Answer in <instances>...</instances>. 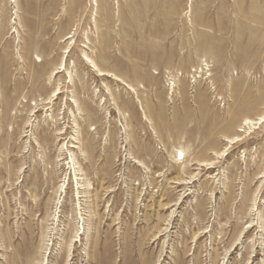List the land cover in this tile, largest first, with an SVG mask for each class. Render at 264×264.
<instances>
[{
    "label": "rangeland",
    "instance_id": "rangeland-1",
    "mask_svg": "<svg viewBox=\"0 0 264 264\" xmlns=\"http://www.w3.org/2000/svg\"><path fill=\"white\" fill-rule=\"evenodd\" d=\"M263 112L264 0H0V264H264Z\"/></svg>",
    "mask_w": 264,
    "mask_h": 264
},
{
    "label": "bare ground",
    "instance_id": "bare-ground-1",
    "mask_svg": "<svg viewBox=\"0 0 264 264\" xmlns=\"http://www.w3.org/2000/svg\"><path fill=\"white\" fill-rule=\"evenodd\" d=\"M87 58H88V60L89 59H91L90 57H88L87 56ZM91 62H92V66L95 68V69H97L98 70V75H107V76H109V75H111L112 76V78L113 79H115L116 81H120V82H122L123 84H125L128 88H130V89H132V90H134L135 91V88H133L131 85H129L128 83H126L125 82V80L123 79V78H121L120 76H118V75H116V74H114V73H112L111 71H107V70H103V69H101V68H99L98 66H97V64L94 62V61H92V59H91ZM63 65H65V61H64V59L62 60V62H61V65H60V67H63ZM61 93V91H59V92H56V94L58 95V94H60ZM138 99V102H141L140 101V99L139 98H137ZM71 103H77V100L75 99V98H71L70 100H69ZM106 102V101H105ZM140 106H141V104H140ZM142 107V106H141ZM141 111H142V115H143V117L145 118V119H147V115H146V113L144 112V110H143V108H141ZM148 120V119H147ZM264 122V112L262 113V114H260V116L258 117V118H256L255 120H253V119H250V118H246L245 120H244V124L242 123V126H243V131H246L245 133H247L248 134V132H252V129H256V128H258V124H262ZM246 137V135L244 136V135H237V136H233V137H228V138H226V140H227V142H228V145L225 147V149L222 151V152H218L217 153V157H220L222 154H224L225 152H227V150H228V148L232 145V144H235V143H237V142H239V141H242L244 138ZM75 147V146H74ZM176 153H186V151L183 149V148H177L176 150ZM179 155H182V154H179ZM178 155V156H179ZM183 156V155H182ZM130 157V156H129ZM132 158V157H131ZM178 158V157H177ZM133 159V161H134V163L135 164H137L138 166H141V167H143V168H145L146 169V166H145V164H144V162H142L141 160H139V159H137L136 157H133L132 158ZM131 159V160H132ZM182 160H183V157H182ZM215 163V162H214ZM213 162H203V163H200L199 165L200 166H206L207 168H211V167H214V164ZM75 164H76V162H75V160L72 158V165L74 166L73 168H76L75 167ZM71 166V165H70ZM75 170V169H74ZM75 172V174H76V171H74ZM78 180V179H77ZM188 182V181H187ZM78 183H79V181H77V185H78ZM182 183H184V182H182ZM77 188L79 189V187L77 186ZM80 193V192H79ZM79 195V194H78Z\"/></svg>",
    "mask_w": 264,
    "mask_h": 264
},
{
    "label": "built area",
    "instance_id": "built-area-1",
    "mask_svg": "<svg viewBox=\"0 0 264 264\" xmlns=\"http://www.w3.org/2000/svg\"><path fill=\"white\" fill-rule=\"evenodd\" d=\"M182 157H183V156L181 155V158H180V159H182Z\"/></svg>",
    "mask_w": 264,
    "mask_h": 264
}]
</instances>
